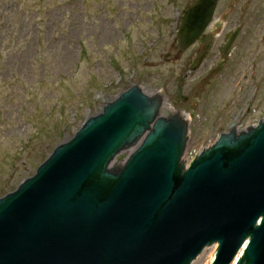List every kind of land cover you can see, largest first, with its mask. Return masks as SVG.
<instances>
[{"label":"water","instance_id":"water-1","mask_svg":"<svg viewBox=\"0 0 264 264\" xmlns=\"http://www.w3.org/2000/svg\"><path fill=\"white\" fill-rule=\"evenodd\" d=\"M217 4L185 13L180 51ZM162 91L131 86L0 198V264H192L216 244L212 264H264V118L187 167L188 124Z\"/></svg>","mask_w":264,"mask_h":264},{"label":"rangeland","instance_id":"rangeland-1","mask_svg":"<svg viewBox=\"0 0 264 264\" xmlns=\"http://www.w3.org/2000/svg\"><path fill=\"white\" fill-rule=\"evenodd\" d=\"M194 2L0 0V198L133 85L162 89L187 121L186 165L237 123L240 133L264 118V0H219L214 21L241 28L232 60L210 57L187 76L194 50L179 52L176 36Z\"/></svg>","mask_w":264,"mask_h":264},{"label":"flooded vegetation","instance_id":"flooded-vegetation-1","mask_svg":"<svg viewBox=\"0 0 264 264\" xmlns=\"http://www.w3.org/2000/svg\"><path fill=\"white\" fill-rule=\"evenodd\" d=\"M198 1L199 0H195L192 5H195ZM215 15L216 12L214 13V16ZM214 16L205 32L200 36L198 41L190 48L194 51L191 56L189 67L199 55L203 56L198 70L204 68V66H206V63H209L210 57L216 59V66L221 67L229 65L232 60V53L234 52L236 42L241 34V28L237 27L235 29H228L223 32L225 16H221L218 21H214ZM235 32H238V34L233 43L230 45L231 37L234 35ZM213 50H215L217 56L212 57ZM218 69L219 67L215 68L214 70Z\"/></svg>","mask_w":264,"mask_h":264},{"label":"bare ground","instance_id":"bare-ground-1","mask_svg":"<svg viewBox=\"0 0 264 264\" xmlns=\"http://www.w3.org/2000/svg\"><path fill=\"white\" fill-rule=\"evenodd\" d=\"M215 248L216 247H213L212 249L214 250ZM213 250H211V251H213ZM206 258H209L210 260L213 261L214 257H213L212 252L209 254L208 253L202 254L201 257L199 258V260L194 262L193 264H202ZM236 259H238V257Z\"/></svg>","mask_w":264,"mask_h":264}]
</instances>
